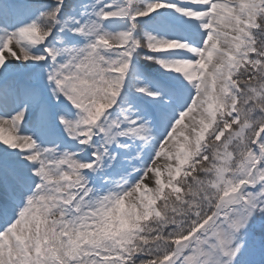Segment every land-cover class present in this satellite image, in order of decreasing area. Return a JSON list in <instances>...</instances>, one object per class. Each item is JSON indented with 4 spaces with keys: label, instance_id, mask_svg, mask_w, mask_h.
Wrapping results in <instances>:
<instances>
[{
    "label": "rangeland",
    "instance_id": "obj_1",
    "mask_svg": "<svg viewBox=\"0 0 264 264\" xmlns=\"http://www.w3.org/2000/svg\"><path fill=\"white\" fill-rule=\"evenodd\" d=\"M256 1L248 39L228 56L226 72L218 71L222 77L210 74L211 84L201 91L199 75L187 78L201 69L184 70L182 63H197L187 59L202 54L206 36L196 33L197 52L160 57L168 45L155 37L167 32L156 20L179 19L151 5L161 4L156 0H78L69 25L62 22L63 0L3 1L12 15L0 16V97L13 94L18 106L5 117L22 118L11 122L18 124L16 140L0 139V191L17 193L11 209L18 215L17 225L0 232V264L122 263L141 221L155 215L149 202L162 203L166 189L194 217L193 232L181 240L171 264H264V134L257 131L258 125L264 131V0ZM138 62H156L150 69L173 86L140 78ZM238 72L244 82L232 87L230 78ZM122 84L123 90L133 86V93L117 92ZM238 86H244L243 96ZM114 103L124 104L109 111ZM216 115L211 134L222 140L216 174L195 185L202 192L196 199L178 179L191 174L184 156L214 126ZM50 123L63 136L62 146L48 142L51 128L42 135ZM86 136L94 139L86 144ZM128 152L137 157L124 158ZM71 179L73 195L65 186ZM211 197L199 223L200 206ZM182 217L176 219L181 226ZM103 218L106 224H99ZM109 221L113 229L127 230L121 247L103 236ZM18 237L31 245L39 240V247L27 248ZM162 247L154 245V254Z\"/></svg>",
    "mask_w": 264,
    "mask_h": 264
},
{
    "label": "trees",
    "instance_id": "obj_2",
    "mask_svg": "<svg viewBox=\"0 0 264 264\" xmlns=\"http://www.w3.org/2000/svg\"><path fill=\"white\" fill-rule=\"evenodd\" d=\"M203 142L204 143L200 142L198 144V152L195 154V156H192L194 158V166L192 169H190L191 174L189 177L186 178L181 176L178 179L182 186L187 190H184L186 191L187 196L190 192H194L196 199L200 197L202 192L197 189L195 185L200 183L202 186H204L202 181L216 174L213 164L219 157L220 151V149H216L217 143L209 140L208 137H206ZM259 160L260 162L264 160L263 155L260 156ZM189 185L191 186L190 189L188 188ZM213 198L215 201L216 195H214ZM242 198L243 197H239L238 199ZM211 199L212 197L206 200L204 205L200 206L201 211L198 213L197 217L199 219V223L204 221L207 214L205 212V210H207L206 204L210 203ZM161 202L162 203L160 204L155 203L152 205L157 210L158 215H146L139 225L140 230L135 233L133 242L129 245V247L125 248L126 259L122 261V263L117 264H171L170 257L176 253L178 246H181L179 245L181 240L193 232L192 225L194 217L192 218L191 212H189L190 210L179 208L180 205L176 203V200L167 191L165 195L162 196ZM172 203L176 204L175 208L173 209L171 208V206L174 205ZM227 207H229V205ZM191 209L193 210L194 208ZM176 210L182 211V216L185 217L182 226L180 223H176V219H179L182 216L170 214ZM172 225L177 226V232H175L173 235L171 232H169V228ZM113 227L114 226L108 225V227L102 231L103 235L105 236L109 234L111 239L113 240L114 238L118 243L117 245L121 247L122 241H125V238L122 239V237H125L127 230H124L121 227H116V229H113ZM160 243L163 244L162 251L160 253L154 254V245L156 246ZM30 246H32L35 250L39 247V245ZM82 248L83 246L80 247V249Z\"/></svg>",
    "mask_w": 264,
    "mask_h": 264
},
{
    "label": "bare ground",
    "instance_id": "obj_3",
    "mask_svg": "<svg viewBox=\"0 0 264 264\" xmlns=\"http://www.w3.org/2000/svg\"><path fill=\"white\" fill-rule=\"evenodd\" d=\"M186 4H191L193 0H182ZM198 0L195 2H201ZM205 5H210V19L207 12L199 9L198 12H192L187 9H178L176 7H165L164 10L169 11L171 16L179 17L183 20L185 26H189L190 29L195 30L197 34L206 35V41L202 49V54H197L195 57L198 61L191 62L185 61L182 63L184 70L195 69L197 66L201 71L199 73H191L187 76L188 79L197 78L201 81L199 89L201 91L205 85L210 81V74L216 75L217 79L219 76L218 71L225 73L227 70V59L232 52H235L237 43H241L242 39L248 38L247 24L251 21L252 7L255 4H260L256 0H215L216 4H211V0H205ZM156 9H161L163 6L157 3H152ZM190 7V6H189ZM208 9V8H207ZM215 11V15H213ZM157 12L154 11V13ZM240 19V20H239ZM120 37V36H119ZM14 39H11V41ZM156 42H164L162 37H155ZM10 46L13 50L17 51V47L14 42H10ZM187 46V45H186ZM197 52L196 50H192ZM3 65L0 64V75L2 74ZM3 77V75L1 76ZM213 77V76H212ZM209 84V86H210ZM202 86V87H201ZM203 98V97H202ZM200 110L198 113H201ZM22 117L3 118L0 117V139L3 137L14 141L17 139L16 131L10 122L18 123ZM15 120V122H14ZM167 147L172 146V142H167ZM165 146V147H166Z\"/></svg>",
    "mask_w": 264,
    "mask_h": 264
}]
</instances>
